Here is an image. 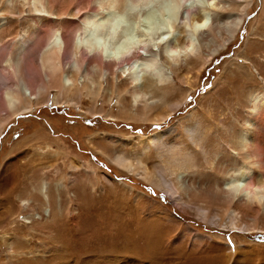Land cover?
I'll use <instances>...</instances> for the list:
<instances>
[{
    "label": "rangeland",
    "instance_id": "1",
    "mask_svg": "<svg viewBox=\"0 0 264 264\" xmlns=\"http://www.w3.org/2000/svg\"><path fill=\"white\" fill-rule=\"evenodd\" d=\"M24 1L12 0L6 7L5 0H0V17L6 20L0 26V81L9 82L5 87L11 89L14 72L24 73L22 76L33 87L44 85L46 91L43 88L30 110L12 116L13 110L3 104L5 87L0 83V123L4 121L0 129V264H227L235 251L240 252L235 264H264V220L258 221L259 230L230 228L229 211L226 213L223 205H208L198 193L181 195L189 199L191 207H206V218L202 219L186 209L184 201L176 200L178 194L173 199L110 161L116 153L133 162L139 155L141 139L145 142L157 132L174 128L168 138L170 144L177 146L174 147L180 155L187 147L193 157L186 171L182 170L188 176L196 175L192 190L199 182L200 188L202 182L208 186L214 180L211 177L206 181L197 174L205 160L190 139L194 136L197 140L196 132L204 134L205 144L209 142L205 149L214 163L216 149L219 154L232 153L230 137L225 142L219 138L232 129L243 130L245 120L247 129L254 117L251 100L264 94V0H246L249 5L235 37L206 61L205 55L217 49L225 37L224 33L217 34L219 37L208 45L210 50L203 49L204 65L196 59L188 61L190 55L174 64V86L171 84L167 96L171 93L169 101L181 98L182 104L164 123L156 124L140 118L135 108L123 110L129 116L119 112L117 90L127 82L119 72L120 65L100 58L81 44L75 57L69 48L63 53L52 86H46L40 67L41 52L54 34L68 47L75 40L80 42L88 31L80 30L82 20L96 8L92 0H47L48 12L55 17L47 19L33 15ZM223 1L230 5L231 14L240 12L242 3ZM126 5L123 13L104 16L105 27L116 26L118 36L105 41L107 49H114L124 39L137 45L139 36L142 44H150L159 35H169L170 23H178L170 0L133 1ZM107 20H111L110 24ZM19 39L30 41L24 52L19 50ZM74 58L78 66L85 63L88 70L97 69L91 68L93 65L106 68L101 79L100 73L94 72L100 90L94 86L81 89L78 95L68 82L65 87L72 89L58 92L59 76L69 70ZM188 71L189 79L183 80L181 77ZM155 109L149 116L166 110ZM187 126L193 130L189 134L184 132ZM60 147L66 149L67 156L53 158ZM164 155L162 148L158 154L152 147L146 166L155 169ZM216 164L211 170L215 171ZM177 173L168 178L169 188L176 184L175 175L181 172ZM43 185L45 189L40 193ZM39 195L42 204L36 199ZM234 217L251 222L243 214Z\"/></svg>",
    "mask_w": 264,
    "mask_h": 264
},
{
    "label": "bare ground",
    "instance_id": "2",
    "mask_svg": "<svg viewBox=\"0 0 264 264\" xmlns=\"http://www.w3.org/2000/svg\"><path fill=\"white\" fill-rule=\"evenodd\" d=\"M133 1L136 4L141 1L143 2V0H92V3H90L92 6H95L96 10L86 14L80 25V30L83 31L82 33L86 32L85 30L88 28L87 34L84 35L83 38H80V42H76V40L72 42L71 47L66 45L64 39L54 34L52 39L48 42L45 50L41 52L40 67L43 71L45 85H51L55 78L54 72L60 67L59 59L63 56V53L69 48L71 49L72 57H75L76 54H79L78 49L81 44L85 46L89 52H97L100 58L104 57L107 60L113 61L115 65H120L119 72L122 76L126 77L127 82L125 83L126 86L123 88L121 87L122 89L119 91L117 90L119 101L116 105L119 112L124 113V116H129L128 112L125 113L124 111H131L132 108H135L139 111L140 118H143V120H150V122L154 124L161 123L170 116L174 108H177L178 105L182 104L181 98L176 101H169L171 93L167 96L168 92H170L169 90L172 89L171 86H174L173 74L176 72V69H173L174 64L177 61L180 62L183 59H188L189 55L191 57L188 61L191 62H195L194 59H196L201 61L204 65L206 61H209L214 53H217L218 49L223 48L235 37L246 14V6L249 4L246 0H233L234 3H242V6H239L240 12L238 11V14L233 15L229 11L230 5L223 0H170L173 2L176 9L174 21L177 20L178 23L176 25L173 24V22L169 24V35H159L154 41H151L152 43L147 45L145 43L142 44L143 42L141 43L142 40L140 39V36V42H138V39L137 45H133L129 40L124 41V39L123 41H120L114 49H107L105 41H113V39L118 36L116 34V26H113L112 24L111 26L108 25V27H105V14L123 13L126 7H130V5L127 6L126 3H132ZM26 3L33 15L40 18L55 19V17L48 12L47 0H27ZM148 3H150V1ZM9 4H12V0H5L6 7ZM133 7L137 6L135 5ZM179 9H181L180 14H178ZM4 22H6V20L0 17V26L3 25ZM110 22L108 21V24H110ZM180 27L182 28V31L179 30ZM220 33L225 34L222 44L217 49L213 48L210 50L208 45L212 42L211 40L215 39L216 35ZM20 40L21 39H19V42ZM195 40H197V48L194 46V42L196 43ZM24 42L21 40L19 43V50H22L23 52L26 50L27 44L30 41H26V43ZM204 48L210 50H208L209 52L205 55V59L207 58L206 61L202 58L204 56V54H202ZM86 49H84V51ZM161 54L163 58H161ZM144 57L149 58L144 60ZM129 59L131 60L129 61ZM84 64L81 65V67L78 66L77 60L74 58L70 67H68L69 70L63 71L59 76L57 84L59 88L58 92H62L65 88L67 91L74 88L79 95L81 89L87 90L89 88H94V86H97L100 90L101 87L98 79H101L102 75L104 76L106 68L101 67V65H93L91 68L96 67L97 69H90V71L85 69L86 65ZM78 68H83L84 70L81 72ZM15 69H17V66ZM96 71L100 73V77L97 80L94 76V72ZM188 73L189 71L181 78L183 80H188ZM22 74L20 75L18 72H14V83L12 84L11 89L5 87L9 82L6 80L5 82L7 83L2 82L4 84L3 87H5L3 92V104L8 110H13L12 116H15L21 111L24 112L30 110L33 106V102H38L40 94H43L42 91L44 89L46 91L44 85L33 87L30 82L27 81L28 78L26 80ZM79 78L83 79L81 80L82 83L79 81L80 86L77 85ZM68 82L72 84V88L69 86L65 87V83ZM88 94L95 95L94 92H88ZM121 95H123L124 98H121ZM56 97V99H58V96ZM55 100L53 101L56 102ZM251 103L254 117L251 116L252 119L248 122L247 129L245 120L243 122L245 125L243 130L236 132V129H232L230 130V133L219 138L225 142L230 137L231 141L228 142V145L231 144L229 148L232 150V153L224 152L223 154H219L215 152L216 149L214 151V163L213 158L209 156V152L205 149L206 145H209V142L205 144L206 136L201 133L197 135V132L195 135V137H198L197 140L193 139L194 136H189L191 137L190 141H192V143L194 142L195 147L202 152L205 160L204 168L200 172H197V174L200 178H206V181L210 180L211 177H215L208 186L202 182L203 184L199 188V184H201L199 182L197 183V189L192 190L191 185L196 186L194 183L196 175L192 177L189 173L188 176V173L185 174V171L187 169V163L192 161L193 157H190L187 147H185V154L180 155L177 153V148H175L177 146L170 144L168 138L174 133V128L164 130L163 132H157L149 136L147 138L148 140L145 142L143 141L144 139H141L139 141L141 144L139 155L134 158L133 162L126 155L116 153L113 158H110V161L120 169L133 174L136 178L150 183L157 189L169 194L173 199H175L173 197L174 194H178L180 197L178 196L176 200L184 201L182 205L185 208L187 207L186 209H190L194 213H197L202 219L206 218V207H191L188 205L189 199L184 200L181 195L188 197L189 193H198L203 196L204 202H207L208 205H223L226 208V213L229 211V220L227 224L230 228L241 229L244 231L259 230L256 225L258 221L262 222L264 220V94L260 97H253ZM159 107H162V109L166 108V110L164 109L165 111L163 110L164 112L162 114L159 112V114L154 116L150 115V117L149 112ZM135 116H138V114H134L133 117ZM3 124L4 121L0 123V129L3 127ZM189 128L190 127L187 126L186 130H184L186 134L193 131ZM174 136H176V134H174L173 137ZM42 140H44V138ZM152 147L158 151V154L160 153L161 148L165 153L162 159L160 158L162 160L161 164L159 163L160 165L158 164L155 169L148 168L145 164L147 155ZM65 150L60 147L57 154L51 156L53 158L59 156L66 157L67 153ZM215 163H217L216 169L213 171L211 170V166ZM177 172H181V174H178ZM175 173L178 174L177 176L175 175L176 184L173 183L172 187L169 188L167 185L169 181L168 178H171ZM44 187L45 186L43 185L39 187L40 189L38 188L40 193L43 191L42 189ZM172 188L175 191H173ZM39 197L40 195L36 196V199L38 203L42 204L43 202ZM235 198L236 201L234 200ZM236 214L248 216L250 219L249 221L251 222L246 223L242 222V219H236L237 217H234ZM244 247L248 246L245 245ZM234 253V255L232 254L228 257L227 264H235L234 260L236 255L240 252L235 251ZM254 255L257 256L258 254L255 252ZM246 259L249 260V258Z\"/></svg>",
    "mask_w": 264,
    "mask_h": 264
},
{
    "label": "snow or ice",
    "instance_id": "3",
    "mask_svg": "<svg viewBox=\"0 0 264 264\" xmlns=\"http://www.w3.org/2000/svg\"><path fill=\"white\" fill-rule=\"evenodd\" d=\"M49 23H51V22H49ZM170 44H171V42H170ZM170 44H169V46H170Z\"/></svg>",
    "mask_w": 264,
    "mask_h": 264
}]
</instances>
